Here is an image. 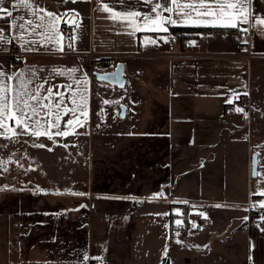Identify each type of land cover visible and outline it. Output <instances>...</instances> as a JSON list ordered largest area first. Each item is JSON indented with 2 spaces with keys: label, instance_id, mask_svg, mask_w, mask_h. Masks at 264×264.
I'll return each mask as SVG.
<instances>
[{
  "label": "crops",
  "instance_id": "1",
  "mask_svg": "<svg viewBox=\"0 0 264 264\" xmlns=\"http://www.w3.org/2000/svg\"><path fill=\"white\" fill-rule=\"evenodd\" d=\"M14 3L15 0H4V7L13 11V15L17 18L24 16L26 19L36 20V17L30 16L26 9H13ZM35 3L58 14H73L75 23H79L80 26L72 32H65L62 20L59 21L58 27L62 31L58 39L64 51L57 50L60 45L55 41L41 42V37L27 33L24 34V40L28 43L21 48L23 41L13 39L20 33L9 29L10 18L0 19V28L4 29L7 41L1 44L0 51V65L3 66V70L9 75L22 71L25 73L24 78L27 79L30 70L36 69V82L45 80L50 82L45 87L73 84L75 88V83L70 79L71 69L78 70L75 75L82 81L86 75L80 62V56L89 51H95L101 56L111 57L116 66L119 62L124 63L127 83L122 89H128L130 80L145 73L144 76L151 78L149 82L151 86L155 87L158 83H163L168 98V104L165 105V116L169 119L167 155L177 151L174 153L181 152V155L186 157L194 152L200 159L197 168L199 169V186L210 178L218 179V176L222 175L219 186L216 182L214 183L215 188H228L230 191H235L232 205H242L249 210L246 211L247 216L240 226V232L251 238L253 233H250L248 228L251 212L249 208L264 212V207H260L264 204V196L260 194L264 193V27L249 28L247 34L236 29L190 26H169L167 32L141 30L128 34L131 30L124 23L109 17L116 11L132 9L148 11L150 5L138 2V0H103V2L102 0H35ZM103 3L110 6L109 11L101 10ZM252 4L255 9L253 15L264 18V0H252ZM241 27L248 26L241 25ZM176 29H187L188 32ZM191 30H197L198 33L187 39L189 41L187 48L181 38L183 34H192ZM69 43L73 45V48L68 47ZM13 45H17L24 51V57L19 66L15 65V57L12 54ZM245 45L248 50L243 52L242 47ZM247 54H251V57ZM53 69H67L68 73L61 76L54 73ZM162 77H164V82L161 80ZM87 81L86 115L77 112L78 119L70 126L68 135L80 129L81 123L85 125L94 112L95 84L97 83L89 77ZM60 90L65 91L66 89ZM65 99L67 103V96ZM122 105L124 104L120 107ZM126 105H124L127 107L126 118L122 119L119 113L121 120H127L133 111H141L143 115L147 113V107L143 104ZM237 108L243 111L237 112ZM70 118V115L63 117L62 130L64 122ZM6 123L10 129L13 128L14 121ZM3 130L0 129V132ZM63 137L65 136L53 135L51 140L47 136L38 139L54 141ZM141 137L144 135L133 136L132 139ZM254 155L258 157L256 178L252 176ZM233 158L241 160L238 176L232 174V168L223 163L224 160ZM217 159H222L223 170L216 167ZM205 170L207 175H204ZM1 173L3 172L0 171ZM4 173H11L8 166L5 167ZM239 177L241 181L238 183ZM8 187L6 184L0 185L1 191L8 190ZM9 188L12 189V187ZM101 189L98 188V190ZM238 190H243V194L237 196L236 191ZM88 192L95 194V197H101V192L93 193L88 190L85 193L86 201L89 198ZM22 195H27V193ZM78 197L75 198V205L78 208L72 211L76 219L80 215ZM22 198L18 214L20 220L27 216L29 219V216L34 215L36 218L46 216V220L54 221L55 218L58 222L60 221L57 217L61 215L60 208L48 206V204L42 206L37 204L35 210H31L36 213L27 215L28 207H25V200ZM37 198L44 197L38 195ZM194 200L188 198L181 200L180 203H185L186 210L191 214L193 212L200 214L202 220L205 219L201 215L203 206L225 203L222 200L216 202L208 199L198 200L195 203ZM6 205L8 208L0 212V220L4 219L8 222L11 221L9 215L12 214L10 204ZM182 205H177V208L172 207L169 213H157L154 210L152 214H143V217L149 216V220L156 224L158 227L156 230L123 231L113 232V234L108 230H102L95 236L92 232L89 233L87 256L89 264H121V257L126 261L122 264H162V260L170 252L168 251L170 248V215L174 212L177 214L176 209H184ZM97 217L100 218L101 215ZM65 236L63 233L55 235L40 231L37 241L32 243L29 249L33 251L31 255L44 252L43 254H46L48 258H44L43 261L39 260V264H60L62 254L70 250L68 248L70 244L61 241ZM27 250L26 243H23L22 253H26ZM24 257L25 254H22L21 258ZM30 259L29 254L26 255L25 262L23 261L22 264L30 263ZM166 259L167 263L171 264V260ZM48 260L54 262L49 263Z\"/></svg>",
  "mask_w": 264,
  "mask_h": 264
},
{
  "label": "rangeland",
  "instance_id": "2",
  "mask_svg": "<svg viewBox=\"0 0 264 264\" xmlns=\"http://www.w3.org/2000/svg\"><path fill=\"white\" fill-rule=\"evenodd\" d=\"M145 74L130 80L128 89L109 87L106 83L95 84L92 116L80 129L61 139L43 141L30 135L16 137L12 131L8 132V138L0 137V171L3 172L0 185L12 187L3 191L0 188V200H5L3 209L8 208L6 204L9 203L12 214L9 215L11 221L0 220V264H22L28 254L31 258L28 264H39V260L48 258L44 252L31 255L33 251L29 250L37 241L34 236H38L40 230L32 228V219L20 220L15 203L27 195L22 199L28 209L37 204L60 208L61 215L57 216L60 222L54 216H50L54 221L46 220V216L42 218L44 232L63 233L66 236L61 241L70 244V250L62 254L60 264H89V233L95 236L102 230L111 234L156 230V224L143 214H152L154 210L169 213L172 207L185 204L180 201L188 198L195 199V203L202 199L225 203L203 206L204 220L196 212L191 214L186 209H176L180 215L172 214L173 247L170 249V244V252L166 255L171 264H264V230L258 226L264 222L263 211L249 208L248 224L255 212L262 214L255 223L258 233L249 238L240 232L249 210L242 205H232L235 191L215 188L214 183L219 186L222 175L199 186L197 168L200 159L194 152L185 157L181 152L173 151L162 158L164 151L156 152L160 145L155 137L146 140L149 145H140L139 139H132L156 130L157 125L165 122L168 98L164 84L160 82L151 86V78ZM161 80L164 82V77ZM131 103L145 105L146 115L133 111L127 120H121L120 105ZM41 144L45 147L34 146ZM223 163L232 168V174L239 175L240 159H228ZM7 166L11 173H4ZM216 167L223 170L222 159H217ZM204 175H207L206 170ZM237 181L239 183L241 178ZM88 190L101 192V197L88 192L86 201ZM25 192L27 195H22ZM236 194H243V190L236 191ZM31 195L35 198H30ZM38 195L44 198H37ZM77 196L80 215L76 219L72 211L78 208L75 205ZM177 219L181 221L179 226L175 223ZM29 224L31 229L27 231ZM193 224L197 227L193 228ZM25 235H33V238L27 239ZM23 243L28 248L26 253H22ZM22 254H25L23 259ZM166 258L162 264H168ZM120 262L126 263L122 257Z\"/></svg>",
  "mask_w": 264,
  "mask_h": 264
},
{
  "label": "snow or ice",
  "instance_id": "3",
  "mask_svg": "<svg viewBox=\"0 0 264 264\" xmlns=\"http://www.w3.org/2000/svg\"><path fill=\"white\" fill-rule=\"evenodd\" d=\"M138 2L150 5L149 10L143 12L137 9L116 11L109 17L124 23L131 30L128 34H134L141 30L167 32L169 26L221 27L236 29L247 34L249 28L264 27V18L253 15L255 9L252 0H185V2L182 0H138ZM109 7L107 3H103L101 10L109 11ZM12 8L26 9L30 16L36 17V20L26 19L24 16L17 18L13 15V11L4 7V0H0V19L10 18L9 29L20 33L13 39L23 41L20 45L21 48H24L28 43L24 40L25 33L41 37V42L55 41L60 45L58 37L62 30L58 27V23L62 19L67 23L71 17L70 13L58 14L46 10L37 5L35 0H15ZM241 25L248 27H241ZM79 26V23L75 24L76 28ZM6 42L4 29L0 28V44ZM68 47L73 48V45L69 43ZM57 50L64 51V47L60 45ZM36 71V69L30 70L28 78L25 79L24 72L9 75L0 65V129H4L0 132V137L8 138L9 131H12L16 137L20 135H31L36 138L47 136L50 140L53 135L67 136L70 126L78 119L77 112L86 115L88 91L86 76L82 81L79 80L75 75L78 70L72 68L70 79L75 83V88L73 84L45 87L50 82L47 80L36 82ZM52 71L61 76L68 73L67 69H53ZM62 88L66 90L61 91ZM236 111L242 112L243 110L237 108ZM69 115L71 118L64 122L62 130L61 121L64 116ZM8 121H14L12 129H9L6 123ZM80 126H83V123ZM15 128H19L20 131L16 132ZM34 146L45 147L42 144ZM256 163L257 160L254 156L253 177L258 175ZM260 194L264 196V193ZM260 207H264V204ZM177 215L180 213L177 212ZM175 223L178 226L181 225L179 219ZM192 227L196 228L197 225L193 224Z\"/></svg>",
  "mask_w": 264,
  "mask_h": 264
},
{
  "label": "trees",
  "instance_id": "4",
  "mask_svg": "<svg viewBox=\"0 0 264 264\" xmlns=\"http://www.w3.org/2000/svg\"><path fill=\"white\" fill-rule=\"evenodd\" d=\"M176 30H181V32H185V33L188 32L187 29L186 30H184V29H176ZM190 32H192V34H194V35H192V34H183L182 35V38H181L182 39V42H184L185 40H187L190 37H194L195 34L198 33L197 30L196 31L191 30ZM164 118H165V122L163 121V122L160 123V125H157V129L156 130H154V131L153 130L148 131V133L145 134L144 137H141L138 140V142L140 143V145L141 144L149 145L148 144L149 142H147V141H150V138H154L155 137L156 141H158V145H160L159 150L156 151V148H155V151L156 152H159V151L163 152L164 151V153H163L164 155L163 156L161 155L162 158H164V156L167 155L168 150H169L168 149L169 148V137H168V135H169V119H168V116L167 117L164 116ZM154 158H155V156L153 157V159ZM157 161H159L158 160V156H157ZM29 197L32 198V199H34L33 196H29ZM23 198H26V197H23ZM4 201L5 200H1L0 201L1 202L0 203V209H1L0 212H3L4 211V209H3V207H4ZM15 203H16L17 207L20 209V201L17 202V200H16ZM186 206H187L186 204H183L182 205L183 208L185 207L184 209H186ZM44 208H46V207H44ZM31 210H35V208H31L30 207V209H28L27 215L35 214L36 213L35 211H31ZM261 216H262V214H259V213H256L255 212L254 215L251 217L252 218L251 219V222L248 225V228H249L250 233H253L254 234V233L258 232V229L259 228H257V226L255 225V223L257 222V220ZM42 218H43V216H40L39 218H36V216H34V215L33 216H29V219L30 220L32 219L31 220V226H32L33 229H39L40 231H43L44 230V226L45 225L43 224L44 221H42ZM27 219H28V216L25 219L23 218L21 220L25 222V220H27ZM170 219H171V226H170V244H171V248H172L173 247L172 243H173V240H174V219H173V215L172 214L170 215ZM48 221H51V220H48ZM30 229H31V227H30V224H29V227L26 230L27 231H30ZM25 237L27 239H28V237L33 238V235L32 236H28V237L25 235ZM36 237L37 236H34L35 239H36ZM26 238H25V240H26ZM23 242H25V241H23Z\"/></svg>",
  "mask_w": 264,
  "mask_h": 264
},
{
  "label": "built area",
  "instance_id": "5",
  "mask_svg": "<svg viewBox=\"0 0 264 264\" xmlns=\"http://www.w3.org/2000/svg\"><path fill=\"white\" fill-rule=\"evenodd\" d=\"M75 16L71 14V17L68 19V22L62 19V25L65 32H72L76 29L75 27ZM185 47H189V42L186 40L184 42ZM248 50V47L245 45L242 47V51L245 52ZM0 51H1V44H0ZM12 54L15 57V65L19 66L23 57L24 51L18 47L17 45L12 46ZM247 56L251 57V54H247ZM80 62L84 69L85 75L93 80L94 83H99L96 79L95 74H108L113 73L115 71L116 64L114 63L113 59L108 56H101L95 51H89L84 53L80 56ZM100 84V83H99ZM262 230H264V222L258 225ZM185 234L182 237L181 243H183V239H185Z\"/></svg>",
  "mask_w": 264,
  "mask_h": 264
},
{
  "label": "water",
  "instance_id": "6",
  "mask_svg": "<svg viewBox=\"0 0 264 264\" xmlns=\"http://www.w3.org/2000/svg\"><path fill=\"white\" fill-rule=\"evenodd\" d=\"M96 79L98 82H103L110 84L111 86L118 87V88H124L126 87L127 79H126V71H125V66L124 63L119 62L115 68V71L113 73H108V74H95ZM126 112H127V107L122 105L120 107V117L122 119L126 118ZM256 157L257 163H256V171L258 173V157L257 155H254ZM252 169H253V164H252ZM253 176V174H252ZM255 176L254 178H256Z\"/></svg>",
  "mask_w": 264,
  "mask_h": 264
}]
</instances>
